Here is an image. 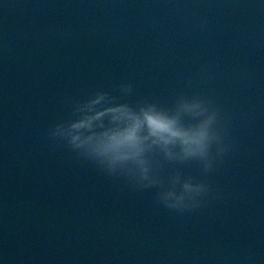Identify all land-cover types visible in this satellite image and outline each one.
I'll return each mask as SVG.
<instances>
[{"label": "water", "instance_id": "1", "mask_svg": "<svg viewBox=\"0 0 264 264\" xmlns=\"http://www.w3.org/2000/svg\"><path fill=\"white\" fill-rule=\"evenodd\" d=\"M120 82L216 100L223 199L170 212L46 139ZM0 264H264V0H0Z\"/></svg>", "mask_w": 264, "mask_h": 264}, {"label": "clouds", "instance_id": "2", "mask_svg": "<svg viewBox=\"0 0 264 264\" xmlns=\"http://www.w3.org/2000/svg\"><path fill=\"white\" fill-rule=\"evenodd\" d=\"M203 71V69H201ZM134 86L96 89L70 101V112L45 131L50 142L132 191L155 190V203L177 214L223 199L208 177L236 148L229 119L211 96L178 92L170 102L127 99ZM195 165L199 176L184 168Z\"/></svg>", "mask_w": 264, "mask_h": 264}]
</instances>
